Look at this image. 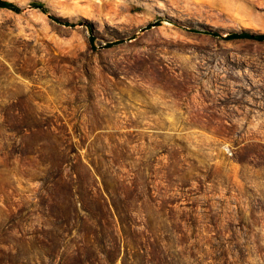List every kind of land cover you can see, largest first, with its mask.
Returning a JSON list of instances; mask_svg holds the SVG:
<instances>
[{"label": "rangeland", "instance_id": "rangeland-1", "mask_svg": "<svg viewBox=\"0 0 264 264\" xmlns=\"http://www.w3.org/2000/svg\"><path fill=\"white\" fill-rule=\"evenodd\" d=\"M6 1L19 12L0 9L2 241L55 264L36 196L44 165L65 162L82 195L107 198L100 174L131 201L165 264H264V42L225 38L264 33V0Z\"/></svg>", "mask_w": 264, "mask_h": 264}, {"label": "trees", "instance_id": "trees-1", "mask_svg": "<svg viewBox=\"0 0 264 264\" xmlns=\"http://www.w3.org/2000/svg\"><path fill=\"white\" fill-rule=\"evenodd\" d=\"M33 8L46 13L45 7L38 2H33ZM0 9L19 12L18 6L6 0H0ZM52 19L59 24L68 25L59 18ZM225 38L264 42V33L233 32ZM24 159L26 167H34L35 163L29 157L25 155ZM65 164L50 162L44 165L45 168H50V172L40 180L44 184L41 188L44 195L40 192L36 196L39 200V215L45 220L42 223L43 231L37 234L46 250L41 253L42 257L55 264H117V259L122 254V264H165L158 253H153L149 241L144 240L142 233L138 231L131 201L123 199L117 189H111L96 169L107 198L93 184L82 195L76 188V181L62 172L61 167ZM50 227L60 230V233H54V239L49 237L52 233L47 229ZM72 236L82 240L79 247L70 253H60L64 249L61 243L65 241V237ZM2 237L1 234L0 264H26V253H20L10 243L2 241Z\"/></svg>", "mask_w": 264, "mask_h": 264}]
</instances>
